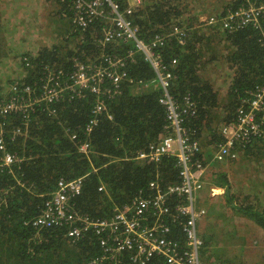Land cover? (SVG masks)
<instances>
[{"label": "trees", "instance_id": "obj_1", "mask_svg": "<svg viewBox=\"0 0 264 264\" xmlns=\"http://www.w3.org/2000/svg\"><path fill=\"white\" fill-rule=\"evenodd\" d=\"M55 1L58 12L51 20V39L47 42L42 31L41 44L19 40L0 56V101L15 83L38 92L49 74L67 86L55 109L50 106L55 114H50L45 103L37 106L27 129L20 114L7 117L6 152L14 154L16 161L0 170L3 264H91L100 253L101 240L92 232L82 242L72 243L67 226L43 229L34 225L60 181L83 179L82 193L71 203L80 216L93 219L113 218L119 210L147 199L153 194L151 183L167 188L180 181L176 158L165 157L157 163L139 158L166 134L169 125L160 102L164 90L143 50L123 38L102 45L105 19L90 23L87 30L77 29L73 1ZM114 1L123 9L131 4V0ZM218 1L141 0V7L136 6L131 17L146 46L156 37L166 38L175 27L189 25L183 44L173 36L155 51L161 64L172 72L168 91L174 100L183 102L188 97L196 105V117L187 118L184 126L193 144L200 143L202 137L197 153L200 158L204 156L201 145H217L218 150L224 142L220 131L213 128L215 124L236 122L237 110L248 108L253 94L264 86V15L258 18L259 27L238 24L226 29L224 20L246 8L247 0ZM195 3H202L204 8L188 10ZM210 19L217 23L209 24ZM10 29L0 26L3 32ZM220 60L233 74L223 96L203 76L208 66L218 65ZM82 66L99 72L94 73L99 74L95 78L97 91L91 86L73 87V77ZM98 107L102 109L96 113ZM92 121L96 122L93 126ZM18 127L22 134L13 139ZM83 145H87L86 152L81 150ZM251 148L245 151L248 161H259ZM214 152H208V157ZM216 185L228 190L229 201L235 198L229 184ZM238 210L264 228V205L242 204ZM207 249L206 244L203 251Z\"/></svg>", "mask_w": 264, "mask_h": 264}, {"label": "built area", "instance_id": "obj_2", "mask_svg": "<svg viewBox=\"0 0 264 264\" xmlns=\"http://www.w3.org/2000/svg\"><path fill=\"white\" fill-rule=\"evenodd\" d=\"M73 24L77 29L87 30L89 24L100 18L112 20V24L103 28L102 45L116 38L135 42L143 50L146 60L151 64L164 90L160 100L165 107L169 125L166 134L152 144L139 158L152 163L160 162L165 157L177 159L180 168V181L163 187L159 182L151 183L153 194L147 199H140L134 206L119 210L113 218L93 219L80 216L72 206V200L82 193L83 179L60 181L56 193L47 201L41 215L34 222L38 228L67 226L70 242H82L92 232L100 242V253L91 264H201V248L204 241L200 235L199 222L206 216L205 208L199 206L200 193L204 189L206 174V157H197L200 149L198 142L192 143L190 133L184 126L187 118L197 115L195 103L188 97L183 102L175 101L169 93L170 69L161 64L160 55L155 51L158 45H164L171 36L184 43L185 33L181 27H175L171 34L156 37L154 43L146 46L138 37V28L131 17L134 8L123 9L114 0H72ZM264 15V1L247 0V7L236 14H230L224 20L223 28L231 29L234 25H258V18ZM217 23L210 19L209 24ZM259 27V25L257 26ZM180 43V44H181ZM176 61H174L175 63ZM90 67L82 66L73 77V87H89L97 91L95 78L99 72H91ZM91 72V73H90ZM94 74V75H93ZM119 78H115L118 81ZM53 74L36 88L15 83L11 86L8 99L0 101V170L10 167L16 156L6 152L5 128L7 117L20 114L22 126L28 128L31 114L37 106L45 103L51 115L65 94L67 86ZM248 108L237 110L238 120L222 126L220 133L223 144L216 150L214 158L220 156L236 157L232 149L238 150L243 144L264 138V86L253 94ZM102 107L97 108L100 112ZM259 115H262L259 118ZM96 122L92 121L91 126ZM91 129V127H90ZM22 128L14 129L13 139L22 134ZM82 151L87 150L83 145ZM203 154V152H202ZM204 155V154H203ZM102 190V189H100ZM218 189L213 188L211 196H219Z\"/></svg>", "mask_w": 264, "mask_h": 264}, {"label": "rangeland", "instance_id": "obj_3", "mask_svg": "<svg viewBox=\"0 0 264 264\" xmlns=\"http://www.w3.org/2000/svg\"><path fill=\"white\" fill-rule=\"evenodd\" d=\"M224 1L225 0H220L218 3ZM52 5L51 11H53V15H56L58 8H56L53 2ZM130 6L132 8L136 6L140 8L141 0H131ZM203 8L204 6L202 3H195L190 5L188 10L193 11ZM52 19L53 16L49 12H41V10H37L34 14H30L26 20L19 19L21 23L19 40L21 42H28L32 34L39 36L42 31H45L46 33L44 35L48 42L52 36ZM105 23L106 25H110L112 24V20L107 19ZM37 26L39 30L34 33ZM57 26L58 23L56 24V27ZM71 28H73L72 22ZM2 42L5 43L4 40H2ZM7 65L9 64H6L4 68ZM227 66L220 60L218 65L213 67L208 66L207 71L203 75L212 81L214 88L218 90L221 96L227 92L231 78L230 74H232ZM10 88L11 86L5 90L7 94H3L2 99L8 96ZM223 125L224 123H217L213 128L218 132ZM203 137L208 140L206 135ZM199 141V144H201V142L203 143L202 137ZM252 141L253 142H250L248 145L253 147L250 150L256 154L259 161H248L247 158L249 156L245 151L250 147L245 148L247 144H243L236 150L235 158L220 156L218 159L214 157L210 158L207 155L208 152H214L217 145H201L203 147L202 152L206 157L207 170L204 189L199 194V206L206 208L207 214L199 222V231L204 245H208L206 251H203L204 245L201 248V264H264V258L257 262V249L259 248L258 244L261 239L260 232L262 229L264 230V228L257 225L253 220L243 215L242 212L238 210V207L242 204H245V206H247V204H257L258 207L259 205L262 207L264 205V138ZM261 148L262 150L259 152L260 150L258 149ZM216 153L215 151L214 154ZM225 181H227V183ZM218 182L224 183V185H230L231 195L234 194L233 197H235L231 198L233 200L230 201L231 207L233 208L232 210L230 208L222 210L224 207L221 206L222 201L215 202L209 200L208 196L206 197V199H208L206 203L202 201L205 193H212L213 188H219L216 185ZM211 198L215 197L211 196ZM258 199H260V202H258ZM210 208H214L217 212L210 211ZM202 222H204V224L201 226ZM238 223H240V225ZM262 240L264 241L263 236ZM0 264H3L2 260Z\"/></svg>", "mask_w": 264, "mask_h": 264}, {"label": "crops", "instance_id": "obj_4", "mask_svg": "<svg viewBox=\"0 0 264 264\" xmlns=\"http://www.w3.org/2000/svg\"><path fill=\"white\" fill-rule=\"evenodd\" d=\"M52 2L56 5V8H58V4L55 0H0V26L8 25L11 28L10 31H14V34L11 35L10 31L3 32L0 30V36L3 35L0 39V56L3 55L2 52H5V50L6 52H9L10 48L19 43V29L21 28V23L19 19L26 20V18H28L30 14H34L37 10H41V12H49L53 16V11H51L53 6ZM55 27L56 26H54L53 29ZM38 30L39 27L37 26L34 33L38 32ZM2 40H4L5 43H3ZM29 40H32L31 42H34V44L39 45L41 44L43 39L40 36L36 37V35L32 34ZM2 45H4L5 49L1 47ZM11 67L12 65L10 64V69ZM218 187L219 188L216 189H218L217 191L219 193V196L211 198V193L208 192L204 194L202 201L204 203H206L208 199L213 200L215 202L222 201L221 206H224L222 210L226 208H230L232 210L233 208L231 207L232 205L229 201L230 198L226 197V195L228 194V190L222 186ZM207 196L208 199H206ZM210 211L217 212V210H215L214 208H210ZM203 224L204 222L201 223V226ZM238 224L240 225V223ZM262 236L264 238L263 229L260 232L261 239L259 240V248L257 249V262L264 258V241L262 240Z\"/></svg>", "mask_w": 264, "mask_h": 264}, {"label": "clouds", "instance_id": "obj_5", "mask_svg": "<svg viewBox=\"0 0 264 264\" xmlns=\"http://www.w3.org/2000/svg\"><path fill=\"white\" fill-rule=\"evenodd\" d=\"M188 26H189V25H188ZM188 26L181 27V28L184 30V33H185V38H186V32L188 31V30H187V29H188V28H187ZM171 33H172V31H171V32H169V33H166V34H171ZM171 37H173V36H171ZM171 37H170V38H171ZM174 37H176V36H174ZM176 39H177V38H176ZM184 40H185V39H184ZM178 41H179V40H178Z\"/></svg>", "mask_w": 264, "mask_h": 264}, {"label": "bare ground", "instance_id": "obj_6", "mask_svg": "<svg viewBox=\"0 0 264 264\" xmlns=\"http://www.w3.org/2000/svg\"><path fill=\"white\" fill-rule=\"evenodd\" d=\"M206 209V208H205Z\"/></svg>", "mask_w": 264, "mask_h": 264}]
</instances>
